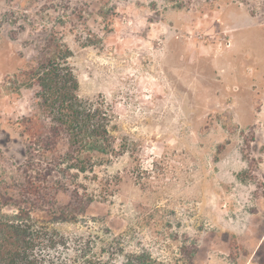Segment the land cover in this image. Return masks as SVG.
<instances>
[{"label": "rangeland", "instance_id": "1", "mask_svg": "<svg viewBox=\"0 0 264 264\" xmlns=\"http://www.w3.org/2000/svg\"><path fill=\"white\" fill-rule=\"evenodd\" d=\"M51 33L72 50L80 96L111 109L115 148L75 182L55 172L27 196L36 223L66 239L51 255L264 264V0H0L9 203L25 199L18 121L37 90L13 80Z\"/></svg>", "mask_w": 264, "mask_h": 264}, {"label": "trees", "instance_id": "2", "mask_svg": "<svg viewBox=\"0 0 264 264\" xmlns=\"http://www.w3.org/2000/svg\"><path fill=\"white\" fill-rule=\"evenodd\" d=\"M72 54L70 47L51 33L44 54L33 65L20 69L13 80L19 83L18 92L22 87L37 90L33 112L18 121L27 144L20 184L25 199L9 203L0 191V264H97L100 260L83 247L74 255L52 256L51 248L65 244L66 239L36 223L32 215L36 205L27 201L30 194L39 195L47 189L45 182L55 172L75 182L80 173L93 169L99 155L115 150L113 113L105 102L80 96L79 79L70 63ZM62 143L66 149L59 151ZM8 205L15 211L5 212ZM125 264L158 263L149 253L141 252L129 255Z\"/></svg>", "mask_w": 264, "mask_h": 264}]
</instances>
